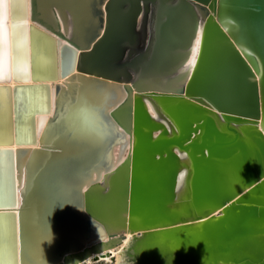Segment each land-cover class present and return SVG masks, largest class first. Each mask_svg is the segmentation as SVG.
Instances as JSON below:
<instances>
[{"label":"water","instance_id":"water-1","mask_svg":"<svg viewBox=\"0 0 264 264\" xmlns=\"http://www.w3.org/2000/svg\"><path fill=\"white\" fill-rule=\"evenodd\" d=\"M14 5L31 30L17 64L10 6L0 214L11 215L0 232L17 258L23 224L27 264H79L127 234L131 264H264V0ZM87 81L104 88L111 125L73 146L61 105ZM74 158L84 167L66 175ZM77 183L79 203L46 214L58 188ZM0 259L13 264L2 248Z\"/></svg>","mask_w":264,"mask_h":264},{"label":"snow or ice","instance_id":"snow-or-ice-1","mask_svg":"<svg viewBox=\"0 0 264 264\" xmlns=\"http://www.w3.org/2000/svg\"><path fill=\"white\" fill-rule=\"evenodd\" d=\"M103 3V0H101ZM10 6H15L17 11L14 15L13 24V47H14V60L17 64L20 62V46L19 38L21 30L24 32L25 45H27L28 33L31 31L27 27L26 18L23 17L18 10V5H14V0H0V74L3 73L8 57V30H7V13ZM71 52V46L68 45L64 49L65 60L67 67L64 69L65 75H69L72 72L71 59L74 57H69ZM27 48L25 47V63H26ZM18 71V70H17ZM0 78H3L0 75ZM17 78H21L17 75ZM75 79V77H73ZM100 82L87 81L77 92L72 94L70 100L65 104L61 105V115H60V126L61 132L64 138L73 146L87 145L89 147L93 146L96 142L98 135L108 126L111 125V120L108 117L109 105L106 104V93L103 87L96 86ZM2 94H8L9 107L11 108V90L8 87H0V98ZM57 114L53 113L51 123L57 122ZM87 117V118H85ZM107 122V124L105 123ZM11 149L0 148V170H2L4 165L3 157ZM84 167L82 161L74 158L72 164L64 169L66 175L76 176L80 173L81 169ZM90 176V172H89ZM82 184L77 183L74 187H60L58 188V195L55 198L49 200L45 212H50L56 207H60L65 203H79V193ZM8 204L12 206L13 202L9 201ZM8 213L0 214V221L6 219ZM42 239H46V236L42 237L41 240L35 243L42 242ZM0 248L7 251L8 255L11 257L13 264H27L28 254H27V244L24 239L23 224L21 226V237H20V248H19V258H17V249L14 243L9 242L7 234L5 232H0ZM0 264H5L4 259H0Z\"/></svg>","mask_w":264,"mask_h":264},{"label":"bare ground","instance_id":"bare-ground-1","mask_svg":"<svg viewBox=\"0 0 264 264\" xmlns=\"http://www.w3.org/2000/svg\"><path fill=\"white\" fill-rule=\"evenodd\" d=\"M219 22L221 23L222 27L224 28L225 31H227V33L230 34V25L224 21V20H220ZM11 85H13L12 82H10ZM148 109L151 112V114L154 115L153 109L151 108L150 105H148ZM4 160V165L2 170L5 171V177L7 179L8 176V156H4L3 157ZM131 236L129 234H127L124 237V240L116 247L114 248H109L107 250H103L101 252L98 253H93L89 256V258H87L86 260H84L83 262L79 263V264H94V263H103V264H131L130 262H127L125 260V250L126 247L129 244Z\"/></svg>","mask_w":264,"mask_h":264},{"label":"rangeland","instance_id":"rangeland-1","mask_svg":"<svg viewBox=\"0 0 264 264\" xmlns=\"http://www.w3.org/2000/svg\"><path fill=\"white\" fill-rule=\"evenodd\" d=\"M152 259H150V261H149V264H155L156 262H153V261H151ZM94 264H103V263H94Z\"/></svg>","mask_w":264,"mask_h":264}]
</instances>
